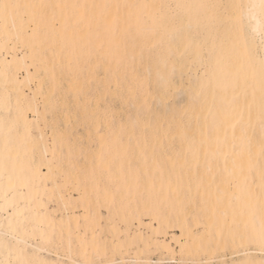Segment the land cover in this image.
Segmentation results:
<instances>
[{"label": "snow or ice", "instance_id": "snow-or-ice-1", "mask_svg": "<svg viewBox=\"0 0 264 264\" xmlns=\"http://www.w3.org/2000/svg\"><path fill=\"white\" fill-rule=\"evenodd\" d=\"M122 7L137 6L0 0V55L6 54L0 68L5 121L22 116L30 125L20 149H9L6 144L0 154V177L7 179L0 212L6 213L9 221L8 232L0 241V247L8 255L0 264H49L29 259L27 250L19 247L20 237L34 234L41 220L51 228L50 233L45 231L48 245L66 248L69 254L91 250L94 256L102 257L83 262L73 260L72 264H151L140 259H120L122 254L137 250L138 245L135 240L121 238L123 225L114 218L113 207L107 203L110 198L114 200L105 183L114 163L108 157L112 154L127 157L133 149V138L144 154L146 165L150 163L162 175L167 171L169 176L179 166L178 187L182 185L181 190L190 193L195 185L196 195L188 199L183 209L186 228L181 227V232L188 230L190 235L197 236L202 249L211 255L212 258L199 264H237L219 257L238 247L247 249L246 258L238 264H264V0L151 6L180 10L171 15L160 11L152 17L153 31L157 34L169 25L182 32L195 23L197 28L204 29L200 46L211 43L215 48L212 33L225 28L234 51L242 47L249 64L258 58L262 125L258 156L250 137L237 138L235 124L215 130L209 125L197 140L182 123L176 122L177 108L171 101L178 104L177 98L184 89L182 74L178 79L175 64L166 87L153 90L150 70L149 77L137 75L126 86L119 78L102 75L99 65L90 67V59L76 55L78 48L93 39L105 35L120 39L140 30L143 18L132 13L121 17ZM193 9L216 11L211 15L198 11L194 17ZM200 35L198 32L197 37ZM195 39L187 42L181 58ZM231 67L239 85L243 65ZM141 91L154 100L160 98V104L155 106L162 109L159 114L153 111L147 98L141 97ZM109 95L126 106H138L134 117L129 115L127 122L120 120L118 134L113 132L117 121ZM255 104L253 90L250 98L245 96V107L250 112ZM49 130L52 135L45 141ZM178 138L187 144L186 149L175 150L174 142ZM41 142L46 157L50 154L51 159L37 165L36 152ZM185 169L188 170L186 183ZM89 183L94 188L91 194L87 191ZM56 204L60 207L53 215L47 209ZM235 205L252 210L253 216L258 206V234L248 223L238 224L235 219L228 223V209ZM106 234L112 239H105ZM253 246H258L259 256L252 251ZM54 264H68V261L57 260Z\"/></svg>", "mask_w": 264, "mask_h": 264}, {"label": "rangeland", "instance_id": "rangeland-1", "mask_svg": "<svg viewBox=\"0 0 264 264\" xmlns=\"http://www.w3.org/2000/svg\"><path fill=\"white\" fill-rule=\"evenodd\" d=\"M167 1L171 6L185 5L183 0ZM206 2L208 5H220L231 3L232 0H206ZM176 11L180 10H177L174 7L168 8V15H171ZM213 11L216 10L208 9L207 14L211 15ZM143 20L142 32L145 33L150 27H152V23L146 15H144ZM198 32L201 33L199 37H197ZM202 32L203 27L197 28L195 23L191 29H185L182 32H176L174 27L169 25L164 33L161 34L160 32L161 36H159L158 39L142 46V48L136 53L138 69L135 72V76L149 77L150 70L149 82L153 90L157 87L161 89L166 87L167 80L172 73L173 64H175L177 69L178 79L181 78L182 74L184 92L177 98L179 100L178 104L176 100H172L171 103L177 108L176 122L182 123L187 128L189 134L196 137V139H198V134L201 132L204 125L206 127L210 125L213 130L221 125L222 121H220L219 116L224 109L221 83L217 80L213 83L209 78L211 72L214 73V76L217 78L220 77V64L217 61L218 59L224 61V58L222 57L223 53H219L217 48H213L210 44H205L203 47L199 46V48L194 47L195 44H193L184 57H180V53L184 52L185 45L190 39L195 37V42L201 44V40H203ZM216 35H222V39L228 37L225 28H220ZM225 46H227V44H225ZM230 49L234 51L232 47H230ZM95 54L92 42L81 46L76 51L77 56L91 60L90 67L99 65L100 73L108 78V74L103 70L101 64L95 62ZM225 64L229 66L230 83H235L236 74L231 66L236 65V63L233 60H230ZM133 82L134 76L129 78V83L132 84ZM93 91L95 92V89H93ZM141 97L148 99V103L153 106L154 112L159 114V111H162V109L158 110L155 107L160 104V98L154 100L152 97H146L143 91H141ZM109 102L114 105L116 112L117 107H119V101L117 99L114 100L113 97L109 95ZM137 107L138 106L129 104L124 111L116 112L117 127L113 129V132L119 133L120 120L123 119L127 122L129 115L134 117L137 112ZM255 110L252 129L255 142V148L253 151L258 156L262 137V125L259 114V96L257 98ZM209 113L212 115L209 116ZM0 116L6 117L3 105H0ZM10 121L12 122V125L9 128L8 133L4 137H0L1 154L3 153L6 144H8L9 147L17 146L21 148V145L26 141V138L20 134L18 119L8 120V122ZM235 122L236 119H231L224 128H228L230 125L235 124ZM73 125L75 126V120H73ZM67 126L68 125L65 124V127ZM51 135L52 132L49 130L46 134L45 141L47 140V136ZM237 138H240V136H237ZM43 144L44 142H41V147L36 152V164L38 165L46 164V159H51L50 154L46 157ZM174 144L175 150H183L187 148V144H184L179 138ZM139 152V148L135 146V138H133V149L127 157H117L115 154L108 157V160L114 161V163L111 174L105 177V183L109 189H112L113 192L111 193V196L114 197V200L110 198L107 203L111 204L113 207L114 218L123 225L121 228V238L127 241L135 240L138 245L137 250L131 252V254H122L120 259H140L149 261L151 264H199L202 260L212 258L207 252H190L188 254L180 252V248L174 242L175 237H180L178 223L176 222L172 223L169 227L158 230L156 234H153L150 224L156 226L155 220H151L154 215L142 212L145 211V205L149 206V210L165 212L166 205L163 204L158 197L159 189H165V194L169 198L168 204L171 207L168 204L167 206L176 211H183L185 205L188 203V199L196 195L195 185H193V190L190 193L182 191V185L178 187L176 175L180 171L179 166L178 170L171 173V176H169L167 171L163 175L157 172V170L143 171ZM21 157H23V152H21ZM104 164L106 165L107 161H105ZM121 164L123 165L122 171L120 170ZM97 166H101L100 162H98ZM184 179L186 183L188 179L187 169L184 170ZM90 185L92 184L89 183L88 186ZM58 207H60L59 204L50 205L48 209L50 213L56 215V209ZM130 207L134 211V214L132 215L129 214ZM249 210L250 209H241L239 205H235L233 208L228 209V223L231 224L233 219H235L238 224L242 222L248 223ZM242 212L243 215H241ZM137 213H139V216L136 215ZM255 213H259L258 206L255 209ZM105 214H107V207H105ZM3 215L6 216L5 213ZM138 217L140 218L139 221ZM171 217L172 219L174 218L173 216ZM1 229H3V227H1ZM139 233L141 234L140 237L138 236ZM153 235H155L157 239L156 242L164 239L171 241L175 247V253L169 254L163 251L159 247V244L149 245V247L146 248L143 244V239ZM180 238L183 237L181 236ZM25 239L28 242L27 248L29 250L35 251L40 256L48 257L54 261L67 260L68 264H72L73 260L83 262L102 258L100 256H94L91 250L90 253L86 255H82L80 251H74L69 254L65 248L56 249L40 239L35 238L32 234L25 236ZM105 239L111 240L112 237L106 234ZM182 240L185 241V238ZM31 244L38 245L41 249L36 250ZM246 251V248L238 247L228 251L226 255L219 258L226 259L230 262L236 261L238 263L246 256L244 255ZM252 251L259 256L260 253L258 246H253ZM173 260H175V262H172Z\"/></svg>", "mask_w": 264, "mask_h": 264}, {"label": "bare ground", "instance_id": "bare-ground-1", "mask_svg": "<svg viewBox=\"0 0 264 264\" xmlns=\"http://www.w3.org/2000/svg\"><path fill=\"white\" fill-rule=\"evenodd\" d=\"M185 5H208L206 0H183ZM16 2L19 3H61V4H109V5H129V6H137V7H130V8H121L120 9V15L123 17L126 13H132L136 16L144 18V15L147 16L149 21L151 22L152 17L157 12H164L165 14H168V8L165 7L164 9L154 8L151 6H159V5H165L168 6L169 2L167 0H16ZM141 6H147V7H141ZM208 9L203 10H196L193 9V15L195 17L196 13L199 11L201 13H207ZM99 11V10H97ZM115 13V9L112 10ZM143 24L140 27L139 31L133 32L131 35L124 37L121 36L120 39H113L109 36H101L100 39H93L92 45L95 49V62L101 64L103 70L108 74L109 79H121L124 84L130 85L129 78L135 77V72L138 69V63H137V57L136 53L142 48V46L147 45L153 40H156L159 38L160 32L161 34L164 33L166 30H161L157 33L153 31V27H150L149 30L145 33L142 32ZM217 33L213 32L212 36L214 39H216V48L219 53H223L222 57L224 58V61L220 64V77L214 76V73L209 74V78L211 82H215L216 80L221 83V88L223 92V104L224 109L220 113L219 119L222 121L221 125L218 128H224L227 126V123L231 121V119H236L235 122V131L237 132V136H247L251 138L253 149L255 148V142H254V135L252 133L253 129V121H254V115H255V107L257 104V98L259 96V73H260V66L258 58H256L251 64H249L244 57L243 49L242 47H237L235 51H232L230 49L231 44L227 38L222 39V35L218 36ZM163 36V35H162ZM202 39H204V29L202 32ZM194 47L199 48V43H194ZM212 46L211 43H208ZM227 44V46H225ZM6 55V54H4ZM4 55H0V68H2L4 63ZM233 60L236 64L243 65L242 72L240 74L239 78V85L236 84L237 77H235V83H230V75H229V66L225 64L227 61ZM225 64V65H224ZM245 76H247V82H245ZM254 76V79H253ZM255 90L256 92V104L251 108V111L245 107V96H248L250 98L251 92ZM4 88H3V82L0 81V105H3V97H4ZM258 95V96H257ZM118 100V99H117ZM119 101V100H118ZM126 109V105L121 103L119 101V107H117L116 112L124 111ZM31 118L29 117V120ZM19 127H20V134L26 138L27 136V129L30 127L29 124L25 122L23 117L21 116L19 119ZM12 122H6L5 116H0V137H4L7 133L9 128L11 127ZM206 128L204 125L202 130ZM115 134H118L117 132H114ZM200 139V133L198 134V139ZM9 149H20L17 146H10ZM5 150V148H4ZM3 150V152H4ZM140 158H141V167L143 171H155L156 168L152 166L150 163L146 165L144 163V154L139 149ZM1 154V152H0ZM49 159H46L48 162ZM38 165V164H37ZM178 170V167L177 169ZM175 170V171H176ZM39 181H36V184H38ZM7 184V179L0 177V205L3 204L2 200V194H3V188L4 185ZM87 191L89 194H91L94 191L93 185L88 186ZM109 191L112 193V189H109ZM41 192L43 190L41 189ZM158 197L160 198L161 202L165 204L166 211L165 212H159L156 210H149L148 205H145V211H142L144 213H150L154 215L151 220H155L156 226H153V224H150L151 230L153 234H156L158 230L164 229L166 227L171 226L172 223L176 222L178 223V231L180 232V237L182 236L185 238V241H183V238L175 237L174 242L175 244L180 248V252L183 254H188L190 252H207L206 250L202 249L201 247V240L195 236L190 235L189 231L186 230L184 232H181V227L186 228V221L184 217V212L182 210L176 211L173 209H170V205L168 204V197L166 196V190L165 189H159L158 191ZM167 204L170 206L168 207ZM240 207V206H239ZM47 211L50 213L49 209ZM4 212H0V241L4 239L3 235L5 232H8V219L6 216L3 215ZM6 214V213H5ZM129 214H134L133 209L129 208ZM139 216V213L136 214ZM239 215V213H238ZM173 216L174 218L172 219ZM248 224L250 228L254 230L256 234L259 232V223H260V217L259 213H256L255 216L252 215V210L248 211ZM140 218L138 217V221ZM39 229L32 234L35 238L40 239L41 241L46 243L45 240V231L51 232V228L48 226L46 222L43 220L39 221ZM3 227V229H1ZM154 227V228H153ZM129 236V235H128ZM138 236L140 237L141 234L139 233ZM157 239L155 235L147 237L143 239V244L146 248L149 247V245L153 244H159V247L169 253L173 254L175 253V247L171 243V241L168 240H161L159 242H156ZM119 242V241H118ZM131 242V241H129ZM28 242L25 239V236L20 237V244L19 247L25 248L28 253V258L33 260H41V261H48L49 264H54V260H51L48 257L40 256L35 251L29 250L27 248ZM31 246L36 249L40 250L41 247L38 245H32ZM66 249V248H65ZM82 255H86L90 253V250L87 252L80 251ZM255 253V252H254ZM7 252L3 247H0V260L7 258ZM245 255V254H244ZM14 258V257H13ZM243 257L241 260L245 259ZM172 262H175L173 260ZM238 264V263H237Z\"/></svg>", "mask_w": 264, "mask_h": 264}]
</instances>
